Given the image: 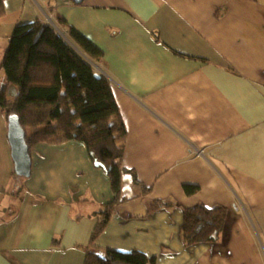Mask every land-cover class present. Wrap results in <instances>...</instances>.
Instances as JSON below:
<instances>
[{"label":"crops","instance_id":"obj_1","mask_svg":"<svg viewBox=\"0 0 264 264\" xmlns=\"http://www.w3.org/2000/svg\"><path fill=\"white\" fill-rule=\"evenodd\" d=\"M4 4L0 65L15 27L36 20L65 34L62 19L103 51L93 65L112 83L128 172L99 251L138 250L156 264H264V0ZM31 157L17 191L0 111V264H84L113 199L109 177L81 142L40 144ZM197 205L229 216L216 242L185 247L184 209Z\"/></svg>","mask_w":264,"mask_h":264},{"label":"trees","instance_id":"obj_2","mask_svg":"<svg viewBox=\"0 0 264 264\" xmlns=\"http://www.w3.org/2000/svg\"><path fill=\"white\" fill-rule=\"evenodd\" d=\"M4 15V0H0V27ZM59 24L67 29L65 34L42 20L15 27L0 65L4 73L1 112L8 122L11 116L19 117L30 153L40 144L81 142L94 165L107 173L113 199L99 212L90 245L84 249V264H156V257L138 250L100 252L95 246L116 207L126 200L122 179L128 172L123 166L127 129L111 81L104 75L96 77L93 63L103 58V51L74 27L68 28L64 20ZM10 85L17 87L14 100L7 97ZM12 176L14 181L19 175L14 170ZM185 189L190 195L199 187ZM228 216L229 209L222 206L184 209V246L216 242Z\"/></svg>","mask_w":264,"mask_h":264},{"label":"water","instance_id":"obj_3","mask_svg":"<svg viewBox=\"0 0 264 264\" xmlns=\"http://www.w3.org/2000/svg\"><path fill=\"white\" fill-rule=\"evenodd\" d=\"M76 4H82L84 0H73ZM60 33H62L59 30ZM96 73V77H101ZM8 140L11 147V155L14 163V170L17 175L29 178L32 175V157L26 142V131L23 128L18 116L9 118Z\"/></svg>","mask_w":264,"mask_h":264},{"label":"rangeland","instance_id":"obj_4","mask_svg":"<svg viewBox=\"0 0 264 264\" xmlns=\"http://www.w3.org/2000/svg\"><path fill=\"white\" fill-rule=\"evenodd\" d=\"M3 83L4 82H0V91H1L2 87L4 86V85H2ZM16 91H17V87L15 85H10L9 86V88L7 90V97H8L9 100H14L15 99L16 94H17ZM0 111H1V109H0ZM3 118H4V121L6 122L7 127H9L8 121H7L6 117H4V115H3ZM27 179L28 178L19 177V176L17 178H15L14 182H13L14 183V189L17 190V191H21L22 188H19L20 184L24 185L26 183ZM102 254H104V253H102Z\"/></svg>","mask_w":264,"mask_h":264},{"label":"bare ground","instance_id":"obj_5","mask_svg":"<svg viewBox=\"0 0 264 264\" xmlns=\"http://www.w3.org/2000/svg\"><path fill=\"white\" fill-rule=\"evenodd\" d=\"M51 24V23H50ZM54 28H56V29H58L57 27H55L53 24H51ZM99 73V72H98ZM101 75H102V73H101ZM9 123V122H8ZM21 177V176H20Z\"/></svg>","mask_w":264,"mask_h":264}]
</instances>
